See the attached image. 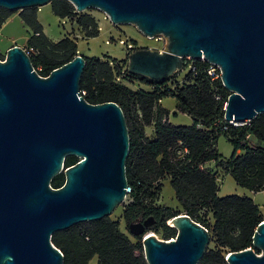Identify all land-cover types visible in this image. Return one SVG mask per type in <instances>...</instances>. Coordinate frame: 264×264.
<instances>
[{
  "label": "water",
  "instance_id": "1",
  "mask_svg": "<svg viewBox=\"0 0 264 264\" xmlns=\"http://www.w3.org/2000/svg\"><path fill=\"white\" fill-rule=\"evenodd\" d=\"M52 0H0L22 9ZM78 11L98 8L115 24H134L148 37L163 34L165 49L138 46L128 68L167 81L185 58L217 65L231 92L228 121L246 123L264 112V0H70ZM86 59H73L42 76L26 48L14 44L0 58V264H63L53 232L111 215L126 200L130 135L116 101L91 103L80 90ZM81 159L65 167V158ZM64 171L65 182L51 186ZM169 223L167 240L147 229L148 217L130 225L143 235L149 264H197L210 232L187 213ZM253 247L230 250V264H264V218Z\"/></svg>",
  "mask_w": 264,
  "mask_h": 264
},
{
  "label": "trees",
  "instance_id": "2",
  "mask_svg": "<svg viewBox=\"0 0 264 264\" xmlns=\"http://www.w3.org/2000/svg\"><path fill=\"white\" fill-rule=\"evenodd\" d=\"M50 3L56 15L73 18L85 36L99 34L98 20L90 11H78L70 0ZM16 11L33 30L27 49L42 76H48L78 54L76 37L66 35L53 40L44 31L38 6L15 10L0 6V27ZM83 55L86 65L80 83L82 95L91 103L116 101L126 116L130 135L126 169L132 188L122 212L127 227L152 216L154 222L147 229L171 240L176 238L178 229L168 220L184 212L208 228L209 244L215 243L214 247L207 246L197 264H230L226 258L230 250L253 247L260 253L253 245L255 229L264 218L260 205L251 196H222L218 191L222 172L231 173L239 185L250 190H264V112L240 125L226 121L225 104L231 92L222 83L218 67L213 74L209 72L208 60L187 58L188 71L182 79L177 72L161 82L129 70L120 75L122 67L128 65L127 58ZM0 58L5 59V55L0 53ZM135 81L144 85L134 88L131 83ZM169 95L177 98L180 112L193 117L192 124L169 120L170 111L161 103ZM152 124L155 131L150 136L146 127ZM222 134L235 146L229 157L218 149ZM76 160L74 155L66 156L65 167ZM211 161L215 168L208 165ZM166 177L175 190L179 208L157 203ZM65 179L61 171L52 178L51 186L59 188ZM203 211L211 214L207 216ZM132 235L135 241L122 231L118 219L106 215L57 230L51 240L63 251V264H89L95 255L98 264H149L143 235Z\"/></svg>",
  "mask_w": 264,
  "mask_h": 264
},
{
  "label": "rangeland",
  "instance_id": "3",
  "mask_svg": "<svg viewBox=\"0 0 264 264\" xmlns=\"http://www.w3.org/2000/svg\"><path fill=\"white\" fill-rule=\"evenodd\" d=\"M40 7L41 9H43L41 12L42 24H43V27H45L49 36L57 40L66 35H71L73 37L78 38L79 39L78 47H79L80 53L86 54L88 56L104 57L106 55H109L117 59L127 58L126 57L127 48H126V45L119 43L120 37L133 41L137 47L146 46V47H151V48H159L163 46L161 41L156 40L155 38H152V37H148L141 30H139L138 27L134 24H115L113 23L109 19V17L105 16L106 13L98 8H90V9L85 10V11H90L92 14L95 15V17L98 20L99 29H100V32L97 36L87 37L84 35L83 31L81 30V28L79 27V25L75 22L73 18L71 19L69 17L68 18L60 17L56 15L50 3H47ZM65 18H66V22L63 23V19ZM20 30L22 31L21 32L22 34L27 33V31L19 27L18 31ZM14 33H16V31ZM16 38H18V39H15L16 42H20L22 39V38H19L18 35ZM108 38L112 39V42L107 43L106 39ZM2 40H3V35L0 34V45L3 43ZM189 59H192V58H189ZM187 71H188V67H186V64H185V67L182 70L178 71V78L182 79ZM131 85L134 88H137L138 86L144 85V84L139 83V81H135L131 83ZM161 102L163 106L166 107L170 111L169 120L172 123L174 124H192L193 123V117L190 114L180 112L177 109V98L175 96L173 95L166 96L161 100ZM154 131L155 130H154L153 124L148 125L146 127V133L148 135H153ZM218 149L225 157H229L233 154L235 146L226 135L222 134L218 138ZM208 165L215 168L214 161H211ZM162 183H163V188H162L159 198L157 199V203L164 205V206L179 208L180 203L178 199L176 198L175 190L170 182V179L166 177L163 179ZM219 186L220 187H219L218 193L222 196L224 195L223 193L225 192L228 194L236 193V194L248 195V196H251L249 194H254L253 190H250L249 188L239 185L231 173L223 174L222 172L219 174ZM256 199L257 201L261 203L260 207L262 209V213L264 216V191H259V193L256 194ZM128 201L129 200L127 199L122 204L118 205L116 209L112 212L111 216L114 219H118L120 221V227L122 231L128 234L129 237L133 241H135L136 238L132 235L131 228L127 227L125 220L122 217V212L126 206V203H128ZM204 214L209 216L211 213L207 211V214L206 212ZM168 223H170V220H168ZM149 231L154 232L158 237L161 238V233H157L154 230H149ZM214 245H215L214 242H211V244H209V246L211 247H214ZM89 264H98V256L95 255L89 261Z\"/></svg>",
  "mask_w": 264,
  "mask_h": 264
},
{
  "label": "crops",
  "instance_id": "4",
  "mask_svg": "<svg viewBox=\"0 0 264 264\" xmlns=\"http://www.w3.org/2000/svg\"><path fill=\"white\" fill-rule=\"evenodd\" d=\"M42 10L43 9H41V7H39L38 16H39V19H40L41 22H42V20H41V12H42ZM19 27L21 29L27 31V33L22 34L21 30L18 31ZM15 31H16L17 34L14 33ZM44 31L47 33L45 27H44ZM32 33H33V30L25 23V21L23 20V18L19 14V11L13 12L6 19V21L2 24V26L0 27V34L3 35V40H2L3 43L0 45V53H3L6 56V53H7L8 49L14 44H18V45H20V46H22V47L27 49L28 39H29V37H30V35ZM17 35H18L19 38H22L20 42H16L15 41V39H18V38H16ZM51 38L53 40H57V39H55L53 37H51ZM2 50H3V52H2ZM153 135H150V136H153ZM238 152H241V149H239ZM260 191H264V190H260ZM258 193H259V191H254V194H249V195L254 197L255 202H257L259 205H261V203L259 201H257V199H256V194H258ZM223 194L225 195V194H228V193L225 192Z\"/></svg>",
  "mask_w": 264,
  "mask_h": 264
},
{
  "label": "built area",
  "instance_id": "5",
  "mask_svg": "<svg viewBox=\"0 0 264 264\" xmlns=\"http://www.w3.org/2000/svg\"><path fill=\"white\" fill-rule=\"evenodd\" d=\"M105 16L108 17L107 14H105ZM67 18H68V17H67ZM65 22H66V18L63 19V23H65ZM152 38H155L156 40L161 41V43L163 44V46L159 47L160 50L165 49V46H166L165 43H167V38H166L165 35L160 34V35L154 36V37H152ZM76 42L79 43V39H78V38H76ZM106 42H107V43H110V42H112V39H109V38H108V39H106ZM119 43L126 45V48H127V55H128L129 52H131L132 50H134V49L137 47L133 41H131V40H129V39H126V38H123V37H120V38H119ZM27 51H28V50H27ZM28 52H29V51H28ZM78 53H80L79 50H78ZM187 58L189 59V57H187ZM187 58H185V59H187ZM201 59L206 60L205 58H201ZM210 63H211V62H210ZM216 67H217V65L211 63V67H210V69H209V72H210L211 74H213L214 71H215V68H216ZM128 70H129L128 65L123 66L120 75L125 74ZM129 71H130V70H129ZM220 74H221V72H220ZM117 78H118V79H121V76H117ZM218 97H219V96H218ZM226 105H227V102H226V104H225V107H226ZM225 119H226V118H225ZM226 121H228V120H226ZM228 122H230V123H232V124H235V125L244 124V123H242V122H237V121H228ZM247 122H249V121H247ZM247 122H246V123H247ZM224 127L226 128V126H224ZM187 152H188V148H185V149H184V153H187ZM131 190H132V188H131V186L129 185V186H128V193H127V195H126V200H127V199L129 200V193L131 192Z\"/></svg>",
  "mask_w": 264,
  "mask_h": 264
},
{
  "label": "flooded vegetation",
  "instance_id": "6",
  "mask_svg": "<svg viewBox=\"0 0 264 264\" xmlns=\"http://www.w3.org/2000/svg\"><path fill=\"white\" fill-rule=\"evenodd\" d=\"M71 155H74L77 157V160L73 164L77 163L81 159V156H79V155H76V154H71ZM73 164H71V165H73Z\"/></svg>",
  "mask_w": 264,
  "mask_h": 264
},
{
  "label": "bare ground",
  "instance_id": "7",
  "mask_svg": "<svg viewBox=\"0 0 264 264\" xmlns=\"http://www.w3.org/2000/svg\"><path fill=\"white\" fill-rule=\"evenodd\" d=\"M170 223H172V221H170Z\"/></svg>",
  "mask_w": 264,
  "mask_h": 264
}]
</instances>
